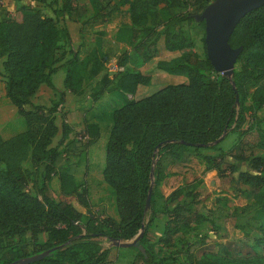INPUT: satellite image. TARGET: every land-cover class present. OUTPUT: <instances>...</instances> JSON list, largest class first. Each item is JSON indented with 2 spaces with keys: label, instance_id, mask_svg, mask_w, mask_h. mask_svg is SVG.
Here are the masks:
<instances>
[{
  "label": "trees",
  "instance_id": "1",
  "mask_svg": "<svg viewBox=\"0 0 264 264\" xmlns=\"http://www.w3.org/2000/svg\"><path fill=\"white\" fill-rule=\"evenodd\" d=\"M77 1L58 0V6L51 8V13L60 17L62 29L56 27L51 16L26 4L15 6L13 16L0 18L3 97L23 121L21 131L0 137V264L47 249L51 250L46 256L25 264H107L108 248L101 247V240H129L140 227L142 233L137 244L143 253L134 247L127 248L135 250L141 264H169L158 254V249L171 247L180 234L205 220L195 206L196 193L186 198L189 194L183 186L167 194L164 210L157 211L153 203L155 187L168 176L165 167L188 150L216 151L214 154L198 151L203 173L214 170L218 177L229 175L231 180L247 187L259 218L264 220V114L256 113L264 106V83L261 82L264 78V4L243 15L227 39L229 46H241L229 80L215 72L206 59L203 32L200 36L203 54L199 56L191 49V39L169 29L177 22L193 20L191 14L198 13L195 11L211 0H120L126 4L128 25L123 28L128 37L123 40L116 30L114 42H122L128 49L116 55L115 67L126 63L139 66L162 50L176 52L167 60H157L155 68L182 75L185 81L162 84L145 95L124 98L108 112L101 175L110 189L116 219L100 217L88 210L81 214L69 202L52 196L49 182L55 176L60 194L74 196L80 205L87 207L85 189L78 187L67 169L57 164L60 156L57 147L69 131L62 113H59V139L49 146L50 138L57 131L54 115L64 101V93L79 95L85 85L77 49L67 51L65 58L55 57L60 37L70 39L66 23L71 20L70 13ZM86 1L98 12L97 0ZM152 6L163 19L161 29L147 24L148 8ZM181 7L183 11H178ZM105 20V17L98 19ZM194 22L203 26L202 21ZM98 64L95 61V66L87 70V77L99 74ZM58 67L64 71L61 90H56L50 81V74ZM41 83L55 92L56 97L48 104L42 99L31 101ZM147 83L148 76L126 67L103 72L90 98L95 100L112 90L132 95L138 85ZM250 106L252 113L247 115ZM245 122L248 125L243 127ZM227 131L235 133L237 140L227 150H217L215 144ZM249 134H252L250 147L260 154L251 156L248 166L241 167L242 136ZM227 158L232 161L228 162ZM23 161H28L32 170L21 167ZM150 168L149 205L144 209ZM194 184L185 186L190 191ZM160 215L164 220L154 242L159 247H155L153 243H145V238L151 222ZM261 233L260 237L251 239V249H260L261 254L252 252L229 258L203 250L198 256L186 253V262L264 264V228Z\"/></svg>",
  "mask_w": 264,
  "mask_h": 264
},
{
  "label": "rangeland",
  "instance_id": "2",
  "mask_svg": "<svg viewBox=\"0 0 264 264\" xmlns=\"http://www.w3.org/2000/svg\"><path fill=\"white\" fill-rule=\"evenodd\" d=\"M26 5L36 8L43 15L51 16L54 19L56 27L62 29L60 17L56 14H52L50 11L52 7L58 6V0H56L55 3L52 2V0H28ZM75 5V10L70 13L71 20L66 23L70 33V39L66 40V38L60 37L58 40V48L55 51V57H65L66 55L64 54L67 51L77 49L79 66L84 73V84L89 86L93 91L96 88L98 76H95L97 78L87 77V70L94 67L95 61H97L99 63V75L103 72L110 73L109 69L111 64L115 61L114 57L116 53L125 47L122 43L121 45L113 42V31L119 30L123 40L127 39L128 36L123 28L128 25L126 6L120 0H97L96 8L98 12H96L91 9L86 0H78ZM14 9L15 7L11 5L10 1L0 0V18L3 16H13L15 12ZM183 9L184 8L181 7L178 11H183ZM199 11L200 9L195 12ZM106 12L109 14L105 15ZM100 17L106 18L105 24H107V26L103 25L102 27V25H100L101 22L98 21ZM147 24L155 25L157 29H161V27L164 26L163 19L156 13V8L153 6L148 8ZM169 29L178 32V34L185 39H191L192 51L202 56L203 50L200 36L203 31L199 24H196L194 20L180 21L170 26ZM101 55L104 56L101 58ZM60 74L62 73L60 72ZM55 80H57V75H54L53 81ZM2 82V75L0 73V137L3 138L20 131L23 128V121L22 118L16 114L15 109L7 103L3 97ZM261 82L264 83V78ZM92 83H94V86H92ZM124 98L125 95L122 92L116 90L109 91L97 102L94 112L106 114V116H104V121L109 123L107 116L108 112L112 108L120 105ZM49 100L50 99L45 102L48 104ZM36 101L37 100H33V103ZM246 103L248 102L246 101ZM252 108L253 107L250 106L247 115L248 113H252ZM256 113L259 115L264 114V106L256 110ZM56 123L58 125V132L56 131L50 138L49 146L55 145L59 139V114H56ZM247 125V122H245L243 127ZM262 126L264 127V124ZM106 128L108 129L107 125ZM77 135L76 132L74 135L72 134L73 138L79 141L80 146H85L86 139L80 140ZM73 138H70L67 142L62 141L61 144H59L57 149L60 153L64 150L67 152L66 148L70 145L72 146L71 141ZM251 138L252 134H249V136H242L243 144L241 153L244 159L241 167L248 166V159L251 156L260 154L259 151L250 147ZM236 140V134L227 131L215 146L217 150L225 151ZM70 142L71 144L68 145ZM198 151L202 154L216 153V151L210 149L197 151L188 150L183 152L179 159L165 167L164 171L168 176L161 179L155 187L156 192L153 203L157 211L164 210L167 194L177 186H183L184 190L189 194L186 198H188L190 194L196 193L195 206L203 214L205 220L200 225L195 226L191 231L180 234L178 240L174 241L171 247L159 248L158 254L165 257L166 262L169 264H187L186 253L198 256L203 250L225 254L229 258L243 257L252 252H257L258 254L263 253L260 249H251V239L261 236V229L264 228V220L259 218L256 210L257 206L250 197L249 189L231 180L229 175L218 177L214 170L203 173L204 165L197 154ZM227 161L231 162L232 159L227 158ZM21 167L32 170L28 161H23ZM37 172H40L39 167ZM194 182L193 188L189 191V187L185 185ZM29 185L28 183L27 189L30 190ZM49 187L53 197L57 199H69L60 196L55 176L51 178ZM105 201L108 202V199L106 198ZM163 219L164 216L160 215L158 219L151 222L146 234L145 243L154 244L161 230ZM0 244H2L1 239ZM101 247L108 248L107 264H141L135 250H127L132 253L128 255L125 251L116 250L119 247L110 246L107 241L103 242ZM155 247L159 246L155 245ZM124 252L126 254H124ZM124 255H127V257H124Z\"/></svg>",
  "mask_w": 264,
  "mask_h": 264
},
{
  "label": "crops",
  "instance_id": "3",
  "mask_svg": "<svg viewBox=\"0 0 264 264\" xmlns=\"http://www.w3.org/2000/svg\"><path fill=\"white\" fill-rule=\"evenodd\" d=\"M8 1H10L11 5L15 7L19 4H26L28 0H21L19 2H14L12 0ZM100 25H102V27L103 25L107 26V24H105V21L101 22ZM114 33L115 32L113 31V42ZM121 43L122 42H118V44ZM124 46L125 47L123 49H128L125 44ZM120 52L121 51H118L116 55ZM64 55L67 56V53ZM175 55L176 52H168L162 50L159 51L156 56L139 66H134L131 63H126L124 64V66L119 67L120 69L126 67L131 69L132 71H138L141 74L148 76V83L146 85H138L132 95L124 93L125 98L128 99L145 95L154 87L162 84L184 82L185 77L182 75L167 74L165 72L158 71L155 68V62L157 60H167ZM62 61L63 59L58 61L55 65H58ZM116 69L117 68L115 67V64L112 63L109 71L111 72ZM60 72L62 74H60ZM54 75H57V80L55 81H53ZM63 76L64 71L61 67L56 68V70L50 74V81L56 90H61L63 88ZM96 76L99 77L100 75L97 74ZM92 86H94V83H92ZM90 92L91 89L87 85H83V90L79 95L65 92L64 101L59 105L58 113H55L54 115V124L56 125V128L58 126L56 123V114L58 115L59 113L63 114V121L69 127V131L66 134L67 137L63 139L64 142H67V140L73 138L72 134L74 135L75 132L78 134L77 137L80 140H82V133H85L87 135V139L85 140L86 144L83 147L80 146L79 141H76V139L73 138L71 141L72 146L70 145L71 142L68 143V145L70 146L66 148L67 152L64 150L62 153H60L57 162L59 166L67 169V172L71 175L74 183L78 185V187H83L85 189V199L87 202V207L80 205L75 200L74 196L71 195L63 196L59 193L60 196L69 198L68 200H65L63 198L60 199L69 202L71 206L81 214H86V211L88 210L91 213L98 214L100 217L109 216L113 219H116V212L114 208L113 198L110 194V189L103 181L101 175L104 163V144L107 137L106 125L108 127L109 123L104 121V116H106V114L101 112L97 113L96 111L94 112L97 102L108 92H104L99 98L95 100H92L90 98ZM54 93V91L41 83L38 85L36 92L32 95L31 101L33 102V100H37L39 98L43 99L44 101H47L48 99H54ZM86 130H88L89 133ZM106 198L108 199V202L105 201ZM103 242L106 241L102 239L101 244ZM116 250L125 251L128 253V255L132 254L131 251H127L131 250V248L127 247H119ZM125 252L124 254H126ZM124 257H127V255H124Z\"/></svg>",
  "mask_w": 264,
  "mask_h": 264
},
{
  "label": "water",
  "instance_id": "4",
  "mask_svg": "<svg viewBox=\"0 0 264 264\" xmlns=\"http://www.w3.org/2000/svg\"><path fill=\"white\" fill-rule=\"evenodd\" d=\"M264 4V0H211L204 5L198 13L191 16L194 21H202L203 47L205 57L215 72L231 80L233 65L241 46L231 47L227 39L237 21L247 12ZM232 89L233 85L231 83ZM234 91V89H233ZM235 101H236V95ZM222 135L216 140L218 141ZM150 182L144 199V209L149 205L150 186L152 181V169L149 171ZM142 227L129 240L110 239L109 245L114 247H134L143 253V249L137 244L141 236ZM51 249L43 250L25 257L17 258L9 264H25L36 261L48 254Z\"/></svg>",
  "mask_w": 264,
  "mask_h": 264
},
{
  "label": "built area",
  "instance_id": "5",
  "mask_svg": "<svg viewBox=\"0 0 264 264\" xmlns=\"http://www.w3.org/2000/svg\"><path fill=\"white\" fill-rule=\"evenodd\" d=\"M117 69H120V68H117ZM81 138H82V139H87V135H86L85 133H82V134H81Z\"/></svg>",
  "mask_w": 264,
  "mask_h": 264
}]
</instances>
